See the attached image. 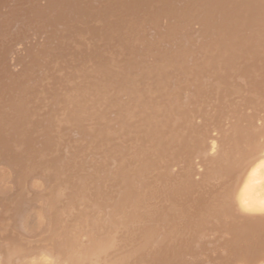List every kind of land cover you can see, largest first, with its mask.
<instances>
[{"label":"bare ground","instance_id":"6f19581e","mask_svg":"<svg viewBox=\"0 0 264 264\" xmlns=\"http://www.w3.org/2000/svg\"><path fill=\"white\" fill-rule=\"evenodd\" d=\"M0 264H264V0H0Z\"/></svg>","mask_w":264,"mask_h":264}]
</instances>
